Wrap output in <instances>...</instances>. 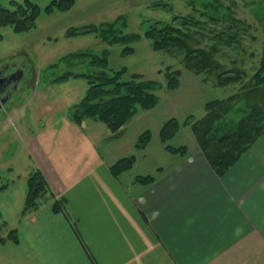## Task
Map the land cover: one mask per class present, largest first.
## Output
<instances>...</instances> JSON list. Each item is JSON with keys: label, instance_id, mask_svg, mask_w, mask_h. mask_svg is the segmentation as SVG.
<instances>
[{"label": "crops", "instance_id": "1", "mask_svg": "<svg viewBox=\"0 0 264 264\" xmlns=\"http://www.w3.org/2000/svg\"><path fill=\"white\" fill-rule=\"evenodd\" d=\"M68 118L25 136L31 171L38 168L54 196L65 197V209L53 212L47 196L22 214L31 171L5 186L0 215L11 224L1 236L16 228L17 242H0V264H264V138L223 175L193 142L183 154L147 153L140 172L134 165L114 176L115 160L138 156L136 136ZM139 173L154 178L140 183Z\"/></svg>", "mask_w": 264, "mask_h": 264}, {"label": "rangeland", "instance_id": "2", "mask_svg": "<svg viewBox=\"0 0 264 264\" xmlns=\"http://www.w3.org/2000/svg\"><path fill=\"white\" fill-rule=\"evenodd\" d=\"M74 1V5L66 11L41 12L31 29L14 32L9 25L0 26V66L3 63L9 65L22 63L25 67L20 89L13 97L16 101L15 106L9 112H5L6 117L0 116V186H3L0 188V198L5 186L11 188L18 185L35 165L30 159L29 142L25 136L37 137L40 128L46 122L54 127L68 122L71 105L85 94L88 86L86 78L69 76L62 81H51L53 75L59 73L58 69L54 73L48 71L49 68L47 73L43 72L60 56L80 49L88 48L95 52L106 49L110 68L126 66L129 73L140 72L145 77L154 78L162 83V87L156 91L158 96L156 105L148 109H139L121 129L125 130V135L129 139L137 137L146 129L151 132L145 146L138 148L134 141L135 152L139 150L137 157L134 152H129L135 156L133 163L135 166L132 167L136 173L147 165V153H154L157 149L167 151L166 143L159 135L163 122L171 117L179 122L177 133L167 143L175 146L185 145L187 148L193 142L198 144L192 122L204 116L207 101L239 93L247 87L241 88L242 82L239 81H224L218 84L216 76L221 70L216 66L197 72L185 67L183 63L185 51L177 48L178 46L153 49L149 40L143 37V32L150 23L154 21L175 23L174 15L179 17L192 14L200 23L189 28L183 27V30L190 29L195 36L192 48L211 52L216 44L218 52L214 54L215 58L228 69L234 67L244 70L245 83L254 76L260 66L262 67L260 61L264 59V0ZM4 2L8 3V0ZM39 3L43 7L46 0H40ZM119 14L126 18L124 33L136 32L142 35L139 40L129 44L133 46L130 53H122L123 43L108 45L95 33L74 37L65 35V30L69 26L112 21ZM178 22L177 20V26ZM233 60H236L235 64H232ZM170 65L181 71L179 83L172 89L166 88V67ZM80 69L82 68H76ZM247 111L243 101L236 103L222 119L217 120L216 125L223 126L220 133L231 129L238 118ZM17 112L21 114L18 115ZM94 122L98 127L102 126L100 128L108 130L102 122ZM259 138L263 139L264 133ZM34 143L39 145L37 148H43L38 139H35ZM98 143L99 147H102L105 141L102 139ZM128 148L131 149L130 146ZM2 213L6 216V212ZM4 216L0 215V236L11 224Z\"/></svg>", "mask_w": 264, "mask_h": 264}, {"label": "trees", "instance_id": "3", "mask_svg": "<svg viewBox=\"0 0 264 264\" xmlns=\"http://www.w3.org/2000/svg\"><path fill=\"white\" fill-rule=\"evenodd\" d=\"M4 1L0 0V26L9 25L14 32L34 27L41 12L66 11L75 3L74 0H46V4L42 7L40 0H8V3ZM173 19L175 23L154 21L144 30L143 37L149 40L153 49L178 46L177 48L185 51L183 55L185 67L197 72L213 69L216 66L223 71H219L216 76L218 84L224 81H239L242 82L241 88L247 86L239 93L207 101L204 116L192 122V129L200 149L215 172L223 175L229 166L264 133V59L260 61L262 67L260 66L254 76L245 83L244 70L234 67L228 69L224 63L215 58L214 54L218 52L216 44L211 52L207 51L208 53L200 48H192L191 44L195 42V36L190 29L183 30V27L189 28L193 24H199V20L192 14L179 17L174 15ZM177 20L179 26L176 25ZM126 24L125 16L119 14L112 21L69 26L65 30V35L70 37L95 33L108 45L123 43L122 53L126 54L133 50V46L129 44L142 36L136 32L124 33ZM105 50L95 52L87 48L70 52L49 64L43 72L47 73L49 68L48 71L54 73L58 69L59 73L53 75L51 81H62L69 76L86 78L88 86L85 94L71 106L70 119L80 124L83 119L91 118L102 122L112 133H118L139 109H148L156 105L158 100L156 91L162 87V83L154 78H147L140 72L129 73L126 66L118 69L110 68L108 52ZM235 61L233 60L232 64H235ZM78 67L82 69L76 70ZM166 68V88L172 89L178 85L181 71L171 65ZM240 101L244 102L248 111L238 118L231 129L220 133L223 126L222 124L217 126V120L222 119ZM178 126V120L171 117L161 124L159 135L166 143L167 151L183 154L187 151L185 145L175 146L167 143L177 133ZM150 136V130L142 131L135 139V146L138 148L145 146ZM134 161V154L122 156L110 165V170L114 176H117L131 168ZM153 178L152 174L137 175L135 181L146 184ZM47 196L53 198L51 203L53 212L64 211L65 197H55L42 172L36 168L27 177V193L22 214L37 209L41 200ZM7 240L17 242L16 228H11L6 237L0 236V242L4 243Z\"/></svg>", "mask_w": 264, "mask_h": 264}, {"label": "flooded vegetation", "instance_id": "4", "mask_svg": "<svg viewBox=\"0 0 264 264\" xmlns=\"http://www.w3.org/2000/svg\"><path fill=\"white\" fill-rule=\"evenodd\" d=\"M25 75V67L22 63L0 66V116H7L5 112H9L15 106L14 94L19 91L20 84ZM19 98L20 96L17 95ZM0 117V118H1Z\"/></svg>", "mask_w": 264, "mask_h": 264}]
</instances>
